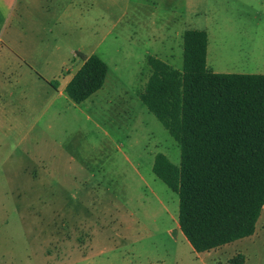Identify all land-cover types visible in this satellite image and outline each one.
I'll return each instance as SVG.
<instances>
[{
  "label": "rangeland",
  "instance_id": "1",
  "mask_svg": "<svg viewBox=\"0 0 264 264\" xmlns=\"http://www.w3.org/2000/svg\"><path fill=\"white\" fill-rule=\"evenodd\" d=\"M112 2L106 22L75 29L107 61L104 87L62 103L54 132L0 138V264H232L239 248L264 264V208L243 246L193 250L178 194L152 170L159 152L179 164L180 147L138 96L149 55L182 68L187 29L207 31L213 71L264 73V0Z\"/></svg>",
  "mask_w": 264,
  "mask_h": 264
},
{
  "label": "trees",
  "instance_id": "2",
  "mask_svg": "<svg viewBox=\"0 0 264 264\" xmlns=\"http://www.w3.org/2000/svg\"><path fill=\"white\" fill-rule=\"evenodd\" d=\"M182 37V68L149 55L138 96L180 147L179 164L159 152L152 170L178 194L180 230L201 253L253 235L264 208V73L213 71L207 31ZM78 55L83 64L66 87L77 104L102 88L108 72L99 55ZM244 262L242 253L230 259Z\"/></svg>",
  "mask_w": 264,
  "mask_h": 264
},
{
  "label": "crops",
  "instance_id": "3",
  "mask_svg": "<svg viewBox=\"0 0 264 264\" xmlns=\"http://www.w3.org/2000/svg\"><path fill=\"white\" fill-rule=\"evenodd\" d=\"M108 2L0 0V138L18 136L26 140L45 131L54 132L61 114L66 112L61 109L62 103L76 107L66 87L83 64L78 54H99L95 44L88 47L76 41L75 29L78 25L83 30L82 24L86 22H106ZM119 6L121 9L119 0H113L111 7L118 9ZM109 70L108 65L102 87ZM51 82H57V87ZM261 217L262 213L259 220ZM251 236L231 243L240 241L243 246L242 241ZM231 243L201 253L216 252L215 256L219 257L218 252ZM237 250L235 255L244 254V264H247L246 254L240 248Z\"/></svg>",
  "mask_w": 264,
  "mask_h": 264
}]
</instances>
